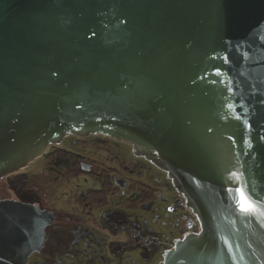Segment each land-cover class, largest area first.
Here are the masks:
<instances>
[{"label": "water", "instance_id": "water-1", "mask_svg": "<svg viewBox=\"0 0 264 264\" xmlns=\"http://www.w3.org/2000/svg\"><path fill=\"white\" fill-rule=\"evenodd\" d=\"M70 134L168 173L200 231L163 264H264V0H0V182ZM52 220L0 201V264Z\"/></svg>", "mask_w": 264, "mask_h": 264}, {"label": "flooded vegetation", "instance_id": "flooded-vegetation-1", "mask_svg": "<svg viewBox=\"0 0 264 264\" xmlns=\"http://www.w3.org/2000/svg\"><path fill=\"white\" fill-rule=\"evenodd\" d=\"M72 143L64 147V140ZM0 201L52 214L27 264H163L200 224L167 172L133 145L70 134L1 182Z\"/></svg>", "mask_w": 264, "mask_h": 264}, {"label": "snow or ice", "instance_id": "snow-or-ice-1", "mask_svg": "<svg viewBox=\"0 0 264 264\" xmlns=\"http://www.w3.org/2000/svg\"><path fill=\"white\" fill-rule=\"evenodd\" d=\"M240 191V210L245 214H256L259 213L260 215H264V212H260L259 207L248 197L244 194L242 190Z\"/></svg>", "mask_w": 264, "mask_h": 264}, {"label": "rangeland", "instance_id": "rangeland-1", "mask_svg": "<svg viewBox=\"0 0 264 264\" xmlns=\"http://www.w3.org/2000/svg\"><path fill=\"white\" fill-rule=\"evenodd\" d=\"M65 142H64V147L66 146V147H68V146H70L71 145V143H72V138H70V137H68V138H66L65 140H64ZM68 148H71V147H68ZM71 149H75V148H71ZM1 189H2V184H0V191H1Z\"/></svg>", "mask_w": 264, "mask_h": 264}]
</instances>
